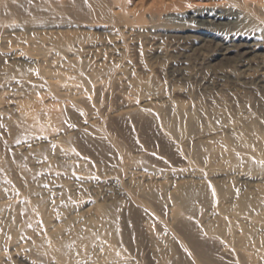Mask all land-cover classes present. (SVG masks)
I'll return each instance as SVG.
<instances>
[{
	"label": "bare ground",
	"instance_id": "6f19581e",
	"mask_svg": "<svg viewBox=\"0 0 264 264\" xmlns=\"http://www.w3.org/2000/svg\"><path fill=\"white\" fill-rule=\"evenodd\" d=\"M102 1L109 0H0V49L10 46L16 20L31 52L7 50L15 63L27 53L30 69L0 74V264H264V238L256 236L264 229V174H243L264 159L262 138L247 137L256 127L246 122L244 138L223 149L232 166L242 161V171H203L196 163L180 171L163 155L147 163L134 136L123 140L112 122L132 134V121H151L180 160L193 116L161 106V91L150 83H124L116 78L120 67L90 60L122 57L121 46L85 44L65 32L109 22L110 4ZM217 2L168 17L193 40L177 55L180 44L169 46L171 61L207 43L208 59L222 69L230 54L241 70L255 69L236 78L227 67L220 79L264 91V0ZM239 27L251 29L242 40ZM112 97L113 112L102 103ZM232 180L237 190L226 191Z\"/></svg>",
	"mask_w": 264,
	"mask_h": 264
},
{
	"label": "rangeland",
	"instance_id": "374dc122",
	"mask_svg": "<svg viewBox=\"0 0 264 264\" xmlns=\"http://www.w3.org/2000/svg\"><path fill=\"white\" fill-rule=\"evenodd\" d=\"M117 1L118 0H116V2ZM217 1L219 0H119L116 4H114L115 2L112 0L106 1L107 3L102 1L107 5L114 4L113 7L110 5L107 6V10L114 16L110 17L109 22H98L97 24L94 23L92 25L89 24L88 27L86 24L82 27L83 30L80 29V31H77L76 29H65V32L70 31L69 34L71 33L73 36L76 35L74 37L77 39L79 37L78 40L85 44L91 42L100 43L105 40V42L116 43L121 46V48H123L122 57H115L110 54V52H107L104 57L102 55L93 60L91 58L90 60L92 63H96L95 61H97L96 64L100 65L120 67L117 71L116 78L121 77V80L124 83L126 81L128 83H150L157 90L161 91L163 97V100L159 102L161 103V106L168 109L171 107L174 108L175 106L178 108L183 107L184 112L190 113L193 116V121L191 122L192 125L190 124L189 126V128L191 127L190 132L188 130L189 128H187V134L191 137L189 136L190 138H186V141H189V143H187L186 146H184L185 149L182 150L186 152H182V154L185 153L186 155L182 156L185 158H182L183 161L182 159L176 160L171 156L166 144L163 142L160 134H158L159 132L156 131V128L151 121L143 120L145 123L143 121L141 123L132 121L130 123V128L133 130L131 129L130 131H133L131 132L133 135L128 133L125 126L115 121L112 122L111 126L114 125L111 127V129L113 128L112 131L114 130L113 132L116 133V135L121 136L120 138L122 139L126 137L123 140L128 141L134 136V141L136 140L138 142V145L144 151V157H147V163H156L153 157L156 156L162 158L163 155V157L166 158L167 163H172V165L174 163L175 167L173 168L180 171L184 170L187 166L186 163H196L199 166L195 165L194 167L200 170L202 169L203 171H207L210 168L220 169L223 172L230 171V174L236 171H242L244 168L242 161L240 160L237 165L234 164L232 166V162H230L231 157L228 156L226 150V152H223V149L226 147L227 143L233 142L234 144L236 142L237 144L239 142L238 139L241 141L244 138V135L241 134V128L246 126V122L254 125L257 132V134L252 133L250 135L248 133V135L246 134L247 137L259 135L263 140V143L261 144H264V91L255 88H248L247 85L242 84L243 81L240 83L235 82L233 78L220 79L219 76L220 72L224 71L227 67L236 71V78L240 77L238 72L241 71V76L244 74L246 75L247 73L252 75L253 71L255 72L254 68L246 71H243V69L241 70L233 63L236 61L234 54H230V64L225 67V69H222L217 61H210L208 59L211 50L207 43H199L198 45H195L197 51H195L194 54L191 52H185L187 55H184L185 58H182L181 62V58H178L179 60L177 59V62L173 58L171 61L172 55L171 52H169V46L174 44L179 46L180 44L178 50H175L174 52L175 55H177V53H184L179 49L184 48L185 46L187 47V45L191 44L193 40L191 38L189 40V33L181 31L182 23L173 21L172 19L170 20L168 17L179 15L189 7L205 8L206 6V8H210L211 6H217L219 5V2ZM106 4H104V6H106ZM11 23L15 24L17 31L13 34L14 36L9 38L10 46L8 49H0V74L9 71V69H30L28 54H31V52L27 51L28 47L27 49L24 48L26 47L24 44L29 43V41L24 40L25 35L23 34L26 33L20 30V26L16 20H13ZM239 28L236 29L237 37L242 40L251 29L247 27ZM84 39L86 41H84ZM107 39L109 41H107ZM237 43H239V41L234 44ZM154 46H157L156 51L154 50ZM226 46L228 49H231L233 43L227 44L224 47ZM207 48L208 50H206ZM21 49L29 53L23 54L22 58L19 60L20 62L15 63L16 61H12L9 57L5 56V52L9 51V54H11L10 52L20 53V51H22ZM160 50H162V53ZM123 58H125V60ZM18 63L20 64L18 65ZM90 63L88 64L90 65ZM95 70L97 71V68ZM97 74L101 75L100 77H103V73H100V71H97ZM4 94L3 98L7 100L9 97L7 93ZM90 95V99L94 101L96 96L94 95V97L93 94ZM98 98L102 99V97L99 96ZM164 101H168V104L166 102L164 103ZM102 103L109 106L111 112L117 109L113 97L103 100ZM55 104L56 103H51L53 106ZM148 112L153 113L154 110L149 109ZM213 147L216 151H214ZM261 153L264 155V147L261 149ZM262 161H257L255 163L254 172L243 171V174L250 177H254V175L262 172V174H264V159ZM177 163H182L180 164L182 167H179V164L177 167ZM183 163L186 164V166ZM203 166L205 167L203 168ZM236 183L235 180H232L230 184L228 183L229 185L226 184V191H236ZM253 193L256 194L257 192ZM253 193L251 196L253 199H258L261 195V192H258L256 195H253ZM262 197L263 196L259 198ZM260 228L261 229L258 232L259 234L256 232V236L259 235L260 240H263L264 229H262L263 227ZM259 236L257 237L258 239Z\"/></svg>",
	"mask_w": 264,
	"mask_h": 264
}]
</instances>
